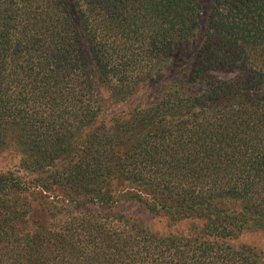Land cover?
Listing matches in <instances>:
<instances>
[{"label": "trees", "instance_id": "obj_1", "mask_svg": "<svg viewBox=\"0 0 264 264\" xmlns=\"http://www.w3.org/2000/svg\"><path fill=\"white\" fill-rule=\"evenodd\" d=\"M6 151L0 264H261L221 241L264 233V0H0Z\"/></svg>", "mask_w": 264, "mask_h": 264}, {"label": "rangeland", "instance_id": "obj_2", "mask_svg": "<svg viewBox=\"0 0 264 264\" xmlns=\"http://www.w3.org/2000/svg\"><path fill=\"white\" fill-rule=\"evenodd\" d=\"M171 77L172 74L166 78ZM164 79L165 77L154 78L150 81L148 86L150 87L158 80ZM18 161L19 158L9 151L0 153V173L11 172L16 177L24 178L26 173L19 168ZM111 209L112 212L122 214L123 216H126L127 218L135 220V222L144 225V227H146L151 232H171L179 234L189 231L187 234L193 235L195 231L200 230L203 227V222L195 219H187L182 222L169 223L167 218L164 216L154 213L151 214L145 204L132 200L119 202L116 205H112ZM221 242H224L223 244L226 246V249L245 251L249 255L254 256L258 260V263L264 264V233L259 229L254 228L240 231L235 236L227 237L226 240L222 239Z\"/></svg>", "mask_w": 264, "mask_h": 264}]
</instances>
